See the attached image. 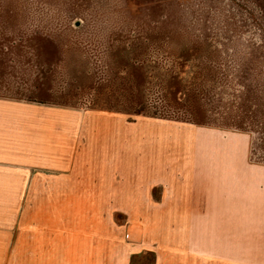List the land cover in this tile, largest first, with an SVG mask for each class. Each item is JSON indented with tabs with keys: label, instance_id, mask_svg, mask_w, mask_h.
I'll use <instances>...</instances> for the list:
<instances>
[{
	"label": "rangeland",
	"instance_id": "374dc122",
	"mask_svg": "<svg viewBox=\"0 0 264 264\" xmlns=\"http://www.w3.org/2000/svg\"><path fill=\"white\" fill-rule=\"evenodd\" d=\"M26 106L76 176L13 264H264V0H0V112Z\"/></svg>",
	"mask_w": 264,
	"mask_h": 264
},
{
	"label": "crops",
	"instance_id": "0c3cea01",
	"mask_svg": "<svg viewBox=\"0 0 264 264\" xmlns=\"http://www.w3.org/2000/svg\"><path fill=\"white\" fill-rule=\"evenodd\" d=\"M19 110L0 112V197L5 203L0 207V264H13L17 254L30 253L26 241L37 239V231L29 230L45 218L53 220L62 201L52 199L62 195L65 180L76 176L71 171L76 162L75 130L61 131L60 119L46 116L53 110L30 106ZM75 186L76 178L63 192L69 197L64 207H71L66 201L75 198Z\"/></svg>",
	"mask_w": 264,
	"mask_h": 264
}]
</instances>
